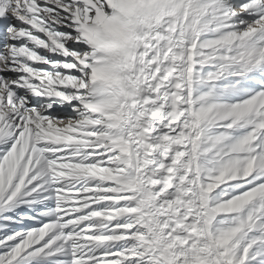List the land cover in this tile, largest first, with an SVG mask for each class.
Listing matches in <instances>:
<instances>
[{"label":"snow or ice","instance_id":"snow-or-ice-1","mask_svg":"<svg viewBox=\"0 0 264 264\" xmlns=\"http://www.w3.org/2000/svg\"><path fill=\"white\" fill-rule=\"evenodd\" d=\"M0 264H264V0H0Z\"/></svg>","mask_w":264,"mask_h":264}]
</instances>
